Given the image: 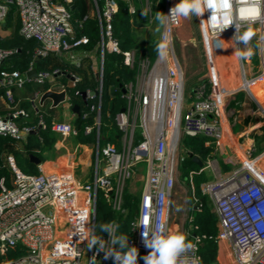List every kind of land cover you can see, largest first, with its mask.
Wrapping results in <instances>:
<instances>
[{"label": "built area", "instance_id": "2783aa9c", "mask_svg": "<svg viewBox=\"0 0 264 264\" xmlns=\"http://www.w3.org/2000/svg\"><path fill=\"white\" fill-rule=\"evenodd\" d=\"M90 1L92 13L87 14L84 20L96 19L99 30V39L91 50L83 48L88 37L75 34L70 10L73 0H0V24H4L12 6L19 21L18 33L25 39L37 42L32 60L55 55L76 67L89 62L94 66V73L98 74L99 85L105 53L120 54L122 64L135 71L133 79L122 87L124 111H119L114 117L121 133L119 148L110 142L99 146V107L96 109L94 126L97 140L89 181L79 180L70 162L55 167L39 163L36 174H27L15 165L12 156L8 157L12 173L10 187H6L4 178H0V264H114L112 257L105 258V253L95 246L88 248V240L94 235L97 195L100 194L122 218L126 217L129 210L125 208L123 200L125 185L139 162L146 163L147 171L130 222L128 244L138 248V264H145L142 258L151 251L143 243L141 225L145 218L152 226L165 222L170 232L169 214L178 166L179 138L182 135H200L206 139V145L220 146L226 138L223 125L225 98L244 91L254 99L252 89L264 81V51L259 48L258 65L251 74L247 73L244 60L235 55L236 50L245 49L236 39L237 25L240 33L244 29H252L257 45L264 37V0H231L232 24L221 33L216 31L219 27L216 22L209 21L211 10L196 17L206 71L193 87L189 94L191 101L186 105L185 77L175 51V32L181 26V18L170 19L167 25L160 27L158 42L164 31L171 36L167 57L162 59L156 52L154 59H150L143 53L142 47L145 45L121 50L112 28L113 17L118 11L115 0H102L101 6L97 0ZM126 1L129 12L134 14L132 1ZM175 5L174 0H165L162 13L169 14ZM141 10L144 25H153L156 12L150 0H142ZM231 52L239 65L240 77L235 88L227 89L216 58ZM10 53L9 50L0 49V63ZM32 68L30 63L24 72H0V87L4 88V95L0 98L5 103V112L0 114V135L18 141H24L36 128H45L41 117L34 127L21 126L15 121L27 116L26 111L12 105L15 92L24 90L27 83L47 85L44 91L35 90L26 99L36 114L42 105L39 104L40 96L52 91L64 92V100L57 107L74 116L68 89L79 77L69 72L66 82H59V75L63 72L54 68L37 71L36 77L30 79L26 73ZM85 94V99L95 96L89 90ZM255 111L264 121V107L257 105ZM50 129L61 140L76 135L73 118H52ZM91 129L86 127L85 133ZM137 136L140 139L135 142ZM185 153L190 154L188 151ZM262 161L264 152L254 156L250 147L244 154L238 155V167L224 176H221L215 161H208L206 165L216 180L202 183L200 189L212 201L217 217L214 242L217 247H224L230 264H264ZM189 179L193 193L191 176ZM192 196L196 203L194 193ZM188 220L192 222L193 216L189 215ZM109 224L117 225L116 222ZM194 229L196 227L192 226V230L183 232L196 245L188 255L198 258L199 264H206L198 251L202 238L193 233ZM101 238L110 243L108 233ZM16 250L23 253L10 257L9 253Z\"/></svg>", "mask_w": 264, "mask_h": 264}, {"label": "trees", "instance_id": "16d2710c", "mask_svg": "<svg viewBox=\"0 0 264 264\" xmlns=\"http://www.w3.org/2000/svg\"><path fill=\"white\" fill-rule=\"evenodd\" d=\"M118 6V11L112 20L113 35L118 40L121 50H131L142 47L137 43L136 33L133 23L144 24V19L141 10L142 0H133L135 7L134 14L128 10V2L126 0H115ZM98 4L102 5V0H97ZM151 5H156V13L163 12L162 0H150ZM159 3V4H158ZM74 9L71 10L72 25L76 36L85 35L88 37V42L83 46L84 49H93L99 39V30L97 20L94 18L84 17L88 14V0H73ZM152 32L148 36L147 43L142 47L150 59H154L156 55V46L158 44L157 28L158 21L153 24ZM4 29H9L8 34H0V49L9 50L11 53L7 55L0 63V72H11L18 70L26 71L30 63L36 71H50L58 68L62 74L59 75L63 82H66V74L71 72L79 77V80L69 87L71 102L73 105H78L79 111L73 119V126L76 130L74 140L80 144L95 146L97 140L96 127L94 126L95 117L97 115V107H99V146L101 147L107 142L113 143L117 148L120 147L121 133L118 131L114 117L125 107V100L122 97V87L125 83L131 81L134 77V69H130L122 64V56L115 53H105L102 80L99 81L95 77V73L89 62L76 67L69 65L58 59L55 55H48L36 60H32L34 49L37 47V42L32 39H25L18 33L19 21L15 15L14 7H10L4 19ZM47 85L35 86L32 83H27L24 92H16L14 94L13 106L21 108L27 112V116L16 118L15 121L23 126H36L39 117L45 122V128L39 129L37 134H28L24 141H18L8 136L0 135V178H4L5 182L10 186L12 178L11 170L8 166V157L12 156L15 165L24 173L36 174L37 167L29 159V155H34L44 160L45 155L53 150L57 136L51 131L50 124L55 114V108L49 109L48 115L44 114V104L39 108L36 114L31 110L30 102L26 100L30 98L35 90L44 91ZM91 91L95 94L92 98L83 99L82 92ZM100 92V98L98 94ZM4 95V88L0 87V97ZM94 107L91 110V107ZM4 108L0 102V114H4ZM85 115V116H84ZM86 127H92L90 132L85 133ZM139 136L135 139L137 142ZM205 138L200 135H183L181 136L180 145L192 155H196L202 163L211 157L212 149L205 146ZM178 168L183 174H191V181L195 191L200 193V185L206 182L204 171H200V167L194 162L191 156L185 153L178 162ZM182 174V176H183ZM188 176L187 181H190ZM184 177V176H183ZM125 191V190H124ZM124 206L128 208L129 213L122 218L119 212L111 209L104 201L100 194L96 200V214L94 235L104 236L107 232L101 231V226L116 222L117 237L130 235V222L137 205L135 195L131 193L123 194ZM194 212L192 224L196 227L193 230L202 240L199 244V254L203 263L215 264L217 246L214 242V237L217 233V217L211 211L205 196L199 195V199L191 208ZM115 248L119 250V246ZM23 252L16 250L9 253L10 257L21 255ZM2 257H0L1 259Z\"/></svg>", "mask_w": 264, "mask_h": 264}, {"label": "crops", "instance_id": "0c3cea01", "mask_svg": "<svg viewBox=\"0 0 264 264\" xmlns=\"http://www.w3.org/2000/svg\"><path fill=\"white\" fill-rule=\"evenodd\" d=\"M91 4V1L88 0L89 15L92 13ZM1 26L3 27V25ZM142 27L145 30L148 29V27L143 23L140 28ZM251 31L254 33L252 29ZM135 33L137 43L141 46L146 45L148 38L147 40L145 39V36L143 35L144 33L142 32L143 34L141 33V35L136 31ZM158 35L159 34H157V39ZM254 36L255 35H253L252 40L248 45L253 49L254 54L250 59H243L248 74L254 73V71H256L257 67L254 68L255 65L253 64V62L258 65L259 61V48L254 41ZM91 66L92 69H94V66ZM252 94L254 96V99L244 91L236 92L235 94L225 98V105L223 109V125L226 132V138L218 147L213 144L206 145L205 139V146L211 148L212 151L211 157L207 159L205 163H203V166H205L208 161H215L219 169L223 172H226L225 174H227L233 170L228 168L229 166H231V161H229L230 159H227L228 157H233L237 161L238 155L244 154V152L250 147L253 148V153L258 149H262L261 152H264V121L261 120V118L256 114L255 111L257 105H261L264 107V81L252 89ZM0 102L2 107L4 108L5 103L1 98ZM43 104L44 110L42 111L45 115H48L47 111L49 109H56V107H51V100H46ZM75 115L76 114H74V116H71V114L64 113L62 112V110H57L53 116V119H74ZM89 148L90 147L88 145L76 142L73 137H69L66 140H61L57 136V139L53 146V150L56 155H53L51 160H48L46 157H44V160H42L41 158H39V160L41 164H44L48 167H55L56 165L70 162L74 166L76 177L79 180L87 181L91 177L94 162V151L92 153V150H90ZM91 158L92 164L90 166ZM89 169L90 172L88 174L87 171ZM215 264H230L228 254L223 246L217 247Z\"/></svg>", "mask_w": 264, "mask_h": 264}, {"label": "clouds", "instance_id": "9594fccd", "mask_svg": "<svg viewBox=\"0 0 264 264\" xmlns=\"http://www.w3.org/2000/svg\"><path fill=\"white\" fill-rule=\"evenodd\" d=\"M207 10H211L209 21H215L219 26L217 33H221L232 24L231 0H180L170 9L169 14L157 12L155 17L159 25L157 31H160V27L167 25L170 19L201 17ZM253 35L251 29L240 33L239 26H236V39L245 45L244 50L235 51L238 59H250L254 54L253 49L248 46ZM171 43L170 33L164 31L156 46V51L162 59L167 57ZM257 47L264 51V37L260 38ZM141 226L143 227V243L151 250L142 258L145 264H199L198 258L188 255L196 245L189 241L184 233L168 232L165 222H157L152 226L147 218ZM117 227L112 224L102 225L101 231L109 234L110 243L100 236L92 235L88 240V248L92 249L95 246L98 251L105 253V258L112 257L114 264H138V248L129 246L127 236L117 237L115 235ZM116 245L119 246V250H116Z\"/></svg>", "mask_w": 264, "mask_h": 264}, {"label": "rangeland", "instance_id": "374dc122", "mask_svg": "<svg viewBox=\"0 0 264 264\" xmlns=\"http://www.w3.org/2000/svg\"><path fill=\"white\" fill-rule=\"evenodd\" d=\"M132 1V5L133 0ZM165 0H162V5ZM176 4L180 2V0H174ZM160 3V0H158ZM158 3V4H159ZM134 6V5H133ZM135 8V7H134ZM153 11L156 12V5H152ZM157 14V13H156ZM156 19L154 20L153 24L155 23ZM134 31L137 33H141L145 36V39L147 40L149 34L152 32V28L154 25L148 26V29L140 28L142 24L133 23ZM246 30H249V28L244 29L242 33ZM9 29H4L0 24V34H8ZM159 34V32L157 33ZM242 44V43H241ZM175 51L176 55L179 58V61L181 63L184 77H185V87H184V104H188L191 99L189 98V94H191L193 87L198 83V81L204 77L205 75V62H204V54L201 48V41H200V35L198 30V24L197 19L195 16H192L190 18H181V26L176 30L175 32ZM217 66L221 69L220 76L225 79L223 83H226L225 87L227 89L235 88L239 83V65L236 61L235 55L233 52L224 54L220 56L219 58H216ZM255 65L254 68L257 67V65L253 62ZM59 82H63V80L60 78L58 79ZM24 92V91H22ZM57 110H61V108H56L55 112ZM183 136V135H182ZM181 137L179 138L178 143V162L180 158L185 154L186 149L180 145ZM90 150H92V153L94 151L93 145H88ZM262 151V149L255 150L253 155H257ZM56 155L54 150L51 152H48L45 157L48 160L52 159V156ZM229 161H231L232 165L229 166V169H234L238 167V163L233 157L227 158ZM92 164V158L90 159V166ZM203 164V163H202ZM234 164V165H233ZM264 166V161L261 163ZM207 165V164H206ZM203 166L204 173L206 176V182H212L216 180L214 177L212 171L210 168ZM146 163L139 162L133 169H132V177L126 181L125 185V191L124 193H131L135 195L137 202L140 198V194L142 191L143 186V177L146 174ZM90 169L87 171L89 174ZM228 172V171H227ZM226 172H223L220 170L221 176H224ZM182 171L177 166V172L175 176L174 181V193L173 198L171 200L170 204V214H169V228L171 233H183V232H189L190 229L192 230V222H189L188 216L194 215V212H191V208L194 205V198L192 194L194 193V197L199 199V195L205 196L208 204L210 205L211 211H213L212 207V201L206 193H203L200 189V193L198 194L197 191L192 193L191 186L189 184V181H187L188 176L190 174H183ZM89 177V175H88ZM90 178L87 180L89 181ZM6 187H10L6 183ZM128 209L127 207H125ZM190 241V238H187Z\"/></svg>", "mask_w": 264, "mask_h": 264}, {"label": "water", "instance_id": "95a60500", "mask_svg": "<svg viewBox=\"0 0 264 264\" xmlns=\"http://www.w3.org/2000/svg\"><path fill=\"white\" fill-rule=\"evenodd\" d=\"M73 9H74V5H71L70 10H73ZM26 75L30 79L35 78L37 75V71L35 68H32L26 73ZM95 77L98 78V74H95ZM122 92H124V89H122ZM81 96L83 99H85L86 97L85 92H82ZM46 100H51V107H57L64 100V92L56 93L52 91H46L40 96L39 104H43ZM71 111L74 114H77L79 111L78 105H73L71 108ZM123 111H124V108H121L120 112H123ZM38 131L39 129L36 128L35 130L31 131V134H37ZM97 145H98V141H97ZM189 155L191 156L192 160L198 164L200 168L203 167L201 160L196 155H192L191 153ZM29 159L34 164L40 163L39 158L34 155H29Z\"/></svg>", "mask_w": 264, "mask_h": 264}]
</instances>
